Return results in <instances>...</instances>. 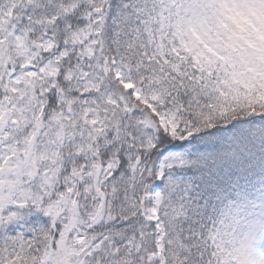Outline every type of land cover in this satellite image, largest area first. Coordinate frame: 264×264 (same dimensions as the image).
<instances>
[{"label": "snow or ice", "instance_id": "snow-or-ice-1", "mask_svg": "<svg viewBox=\"0 0 264 264\" xmlns=\"http://www.w3.org/2000/svg\"><path fill=\"white\" fill-rule=\"evenodd\" d=\"M264 0H0V264H264Z\"/></svg>", "mask_w": 264, "mask_h": 264}, {"label": "rangeland", "instance_id": "rangeland-1", "mask_svg": "<svg viewBox=\"0 0 264 264\" xmlns=\"http://www.w3.org/2000/svg\"><path fill=\"white\" fill-rule=\"evenodd\" d=\"M262 39H264V37H262Z\"/></svg>", "mask_w": 264, "mask_h": 264}]
</instances>
